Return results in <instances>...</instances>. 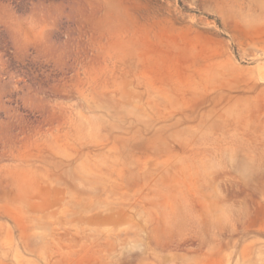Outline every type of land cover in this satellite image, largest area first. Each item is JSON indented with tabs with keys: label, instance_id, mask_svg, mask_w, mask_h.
<instances>
[{
	"label": "rangeland",
	"instance_id": "1",
	"mask_svg": "<svg viewBox=\"0 0 264 264\" xmlns=\"http://www.w3.org/2000/svg\"><path fill=\"white\" fill-rule=\"evenodd\" d=\"M0 264H264V0H0Z\"/></svg>",
	"mask_w": 264,
	"mask_h": 264
}]
</instances>
